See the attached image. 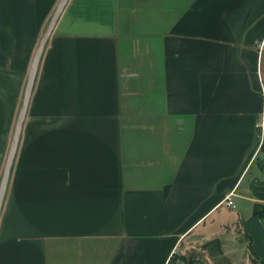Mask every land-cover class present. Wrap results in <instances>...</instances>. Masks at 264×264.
<instances>
[{
    "label": "crops",
    "instance_id": "obj_1",
    "mask_svg": "<svg viewBox=\"0 0 264 264\" xmlns=\"http://www.w3.org/2000/svg\"><path fill=\"white\" fill-rule=\"evenodd\" d=\"M58 2L0 0V179ZM63 11L21 126L0 264H251L247 237L264 261V0Z\"/></svg>",
    "mask_w": 264,
    "mask_h": 264
},
{
    "label": "water",
    "instance_id": "obj_2",
    "mask_svg": "<svg viewBox=\"0 0 264 264\" xmlns=\"http://www.w3.org/2000/svg\"><path fill=\"white\" fill-rule=\"evenodd\" d=\"M69 0H59V2L57 3L56 7L54 8L53 14L51 15L50 19L48 20L47 24L45 25V29L41 35L40 38V42L37 46V48L34 51V56L32 58L30 67H29V72H28V77H27V81H26V86L24 89V93H23V100H22V104L19 110V115L15 121V125H14V131L11 137V144L9 147V150L6 154V160L3 166V174L1 176L0 179V212H1V208L4 202V195L6 193V189L8 187V180L10 177V173H11V167L13 165L14 159H15V154H16V150L19 144V135L22 129V124L26 118L27 115V109H28V105H29V101H30V96L33 90V86H34V80L36 78L37 75V71H38V65L40 63V60L42 58V52L48 42V39L50 38L52 32L55 29V24L58 21V19L60 18V16L62 15V13L64 12V8L66 7L67 3ZM1 215V213H0Z\"/></svg>",
    "mask_w": 264,
    "mask_h": 264
},
{
    "label": "trees",
    "instance_id": "obj_3",
    "mask_svg": "<svg viewBox=\"0 0 264 264\" xmlns=\"http://www.w3.org/2000/svg\"><path fill=\"white\" fill-rule=\"evenodd\" d=\"M254 215L258 216V218L262 219L264 222V207L261 209H255ZM246 257L247 260L250 261L251 264H264V261H260L259 258L255 255L254 250L250 247L249 238L246 239Z\"/></svg>",
    "mask_w": 264,
    "mask_h": 264
},
{
    "label": "built area",
    "instance_id": "obj_4",
    "mask_svg": "<svg viewBox=\"0 0 264 264\" xmlns=\"http://www.w3.org/2000/svg\"><path fill=\"white\" fill-rule=\"evenodd\" d=\"M257 47L259 48V50L261 51L263 48H264V40H262L258 45ZM225 204L228 206V207H234L232 204H231V201H230V196L227 197V199L225 200Z\"/></svg>",
    "mask_w": 264,
    "mask_h": 264
},
{
    "label": "rangeland",
    "instance_id": "obj_5",
    "mask_svg": "<svg viewBox=\"0 0 264 264\" xmlns=\"http://www.w3.org/2000/svg\"><path fill=\"white\" fill-rule=\"evenodd\" d=\"M6 154H7V153H5V155H4V156H5V160H6V157H7Z\"/></svg>",
    "mask_w": 264,
    "mask_h": 264
}]
</instances>
